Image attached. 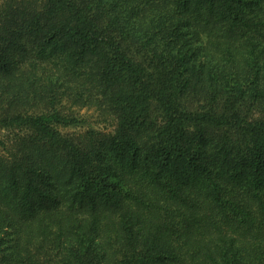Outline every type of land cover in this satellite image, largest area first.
<instances>
[{"label": "trees", "instance_id": "1", "mask_svg": "<svg viewBox=\"0 0 264 264\" xmlns=\"http://www.w3.org/2000/svg\"><path fill=\"white\" fill-rule=\"evenodd\" d=\"M0 264H264V0H0Z\"/></svg>", "mask_w": 264, "mask_h": 264}, {"label": "rangeland", "instance_id": "2", "mask_svg": "<svg viewBox=\"0 0 264 264\" xmlns=\"http://www.w3.org/2000/svg\"><path fill=\"white\" fill-rule=\"evenodd\" d=\"M72 110L76 117L81 121L83 127L88 126L102 129L107 124V122H105L92 108L73 107Z\"/></svg>", "mask_w": 264, "mask_h": 264}]
</instances>
